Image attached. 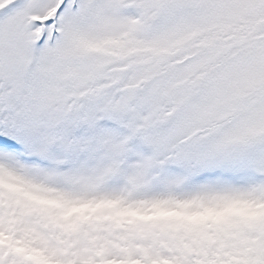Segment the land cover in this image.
Wrapping results in <instances>:
<instances>
[{
    "label": "snow or ice",
    "instance_id": "obj_1",
    "mask_svg": "<svg viewBox=\"0 0 264 264\" xmlns=\"http://www.w3.org/2000/svg\"><path fill=\"white\" fill-rule=\"evenodd\" d=\"M0 264H264V0H0Z\"/></svg>",
    "mask_w": 264,
    "mask_h": 264
}]
</instances>
